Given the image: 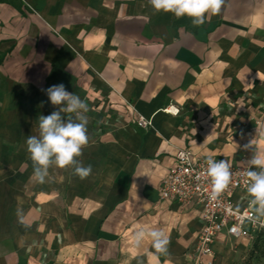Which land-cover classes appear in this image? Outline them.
<instances>
[{"label":"crops","instance_id":"obj_1","mask_svg":"<svg viewBox=\"0 0 264 264\" xmlns=\"http://www.w3.org/2000/svg\"><path fill=\"white\" fill-rule=\"evenodd\" d=\"M61 83L88 104L92 173L53 166L41 184L26 140ZM261 132L264 0H224L202 27L148 0H0V264H190L201 207L160 198L176 155L248 167ZM153 229L168 256L134 246Z\"/></svg>","mask_w":264,"mask_h":264},{"label":"clouds","instance_id":"obj_2","mask_svg":"<svg viewBox=\"0 0 264 264\" xmlns=\"http://www.w3.org/2000/svg\"><path fill=\"white\" fill-rule=\"evenodd\" d=\"M152 9L157 12L172 14L176 19L188 18L194 27H202L211 15L221 12L224 0H148ZM50 103L57 108L47 116H39V135L28 136L27 152L33 164L34 179L45 183L49 169L53 166L60 169H72L73 174L81 180L92 173L91 165L84 166L79 159L83 150L90 143L88 134V104L75 93H70L61 83L44 90ZM264 136V132L260 133ZM253 140L246 145L252 149ZM248 178L247 195L249 203L256 213L255 221L264 217V150H252L247 160ZM206 175L211 182V199L217 201L228 189L232 172L225 160L208 157L205 160ZM145 237L150 238L155 253L168 256L170 239L162 229L149 232L136 231L133 235L134 246H143Z\"/></svg>","mask_w":264,"mask_h":264},{"label":"built area","instance_id":"obj_3","mask_svg":"<svg viewBox=\"0 0 264 264\" xmlns=\"http://www.w3.org/2000/svg\"><path fill=\"white\" fill-rule=\"evenodd\" d=\"M172 111L166 112L173 114ZM137 127L147 130L152 127V121L141 118ZM205 160L190 150L179 151L174 166L160 186L162 201H175L184 208L194 203L201 207L202 228L189 256L190 264H215L223 258L231 243L251 240L264 232V217L255 221L256 213L246 191L248 167L229 163L231 183L222 196L214 201L211 199L210 178L205 174Z\"/></svg>","mask_w":264,"mask_h":264},{"label":"rangeland","instance_id":"obj_4","mask_svg":"<svg viewBox=\"0 0 264 264\" xmlns=\"http://www.w3.org/2000/svg\"><path fill=\"white\" fill-rule=\"evenodd\" d=\"M90 129L98 132L105 128L107 132L113 130V121H91ZM257 246L254 249V246ZM215 264H264V234L257 235L251 240H243L231 243L223 258L218 259Z\"/></svg>","mask_w":264,"mask_h":264},{"label":"trees","instance_id":"obj_5","mask_svg":"<svg viewBox=\"0 0 264 264\" xmlns=\"http://www.w3.org/2000/svg\"><path fill=\"white\" fill-rule=\"evenodd\" d=\"M263 234H264V232L261 233V234H259V236H263ZM256 247H257V246L255 245V246H254V249H255Z\"/></svg>","mask_w":264,"mask_h":264},{"label":"bare ground","instance_id":"obj_6","mask_svg":"<svg viewBox=\"0 0 264 264\" xmlns=\"http://www.w3.org/2000/svg\"><path fill=\"white\" fill-rule=\"evenodd\" d=\"M172 113H174V110L172 111Z\"/></svg>","mask_w":264,"mask_h":264}]
</instances>
